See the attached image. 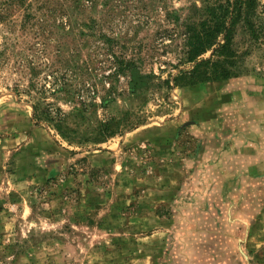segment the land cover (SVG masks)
I'll return each instance as SVG.
<instances>
[{
    "label": "rangeland",
    "instance_id": "rangeland-1",
    "mask_svg": "<svg viewBox=\"0 0 264 264\" xmlns=\"http://www.w3.org/2000/svg\"><path fill=\"white\" fill-rule=\"evenodd\" d=\"M215 3L0 0V264H264V0L166 84Z\"/></svg>",
    "mask_w": 264,
    "mask_h": 264
},
{
    "label": "trees",
    "instance_id": "trees-1",
    "mask_svg": "<svg viewBox=\"0 0 264 264\" xmlns=\"http://www.w3.org/2000/svg\"><path fill=\"white\" fill-rule=\"evenodd\" d=\"M257 7L258 0H217L209 6L204 19L188 26L186 57L166 84L185 87L236 77L242 55L235 35L243 26L252 39H259L254 20Z\"/></svg>",
    "mask_w": 264,
    "mask_h": 264
}]
</instances>
